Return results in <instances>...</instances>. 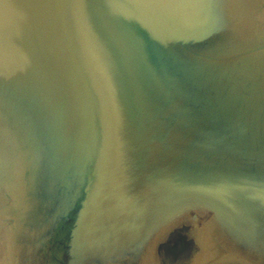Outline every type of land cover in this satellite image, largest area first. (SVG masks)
I'll return each mask as SVG.
<instances>
[{
  "label": "water",
  "instance_id": "water-1",
  "mask_svg": "<svg viewBox=\"0 0 264 264\" xmlns=\"http://www.w3.org/2000/svg\"><path fill=\"white\" fill-rule=\"evenodd\" d=\"M264 264V0H0V264Z\"/></svg>",
  "mask_w": 264,
  "mask_h": 264
},
{
  "label": "rangeland",
  "instance_id": "rangeland-1",
  "mask_svg": "<svg viewBox=\"0 0 264 264\" xmlns=\"http://www.w3.org/2000/svg\"><path fill=\"white\" fill-rule=\"evenodd\" d=\"M174 246H166L163 251V258L167 264H171L173 261L177 259H183L187 256V254H182L181 246L177 241H174Z\"/></svg>",
  "mask_w": 264,
  "mask_h": 264
}]
</instances>
